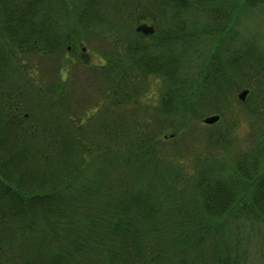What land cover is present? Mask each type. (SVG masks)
Returning a JSON list of instances; mask_svg holds the SVG:
<instances>
[{
	"label": "trees",
	"instance_id": "obj_1",
	"mask_svg": "<svg viewBox=\"0 0 264 264\" xmlns=\"http://www.w3.org/2000/svg\"><path fill=\"white\" fill-rule=\"evenodd\" d=\"M255 8L264 0H0V264H264L261 125L241 151L219 127L190 167L159 136L241 88L263 117L264 54L222 44ZM144 21L154 34L134 29ZM90 34L124 44L99 68L92 115L65 107L63 80L44 91L35 78L37 59L57 74L66 46ZM150 74L167 89L157 132L138 111Z\"/></svg>",
	"mask_w": 264,
	"mask_h": 264
},
{
	"label": "rangeland",
	"instance_id": "obj_2",
	"mask_svg": "<svg viewBox=\"0 0 264 264\" xmlns=\"http://www.w3.org/2000/svg\"><path fill=\"white\" fill-rule=\"evenodd\" d=\"M142 23L153 25L151 21H144L135 26L133 25L134 29ZM194 24H191L193 28L195 27ZM103 28L100 27V29ZM103 30H106V27ZM93 32H96V30ZM152 38L148 36L151 45L153 44ZM223 39V46H227L228 43V46L238 47L245 41L255 42L257 51L264 54V11L259 8L241 10L235 21L234 35H227V38L223 37ZM207 45L205 39H200L198 44L195 45L196 47L193 46V48L195 47L194 50L203 53L204 47ZM122 51H124V44L115 41L110 34L108 38L99 34H90L85 37L84 43H79L76 47L66 46V53L62 55L60 61H68V63L57 74L56 70L52 71L50 67V60H52L50 57L37 59V63L41 62V65L40 71L35 74V78L37 80L41 78L45 81L42 86L39 83V87L44 88V91H49L45 84L46 81L51 82L55 77L63 80L65 107L71 104L73 105L72 108L78 112L88 109L87 111L92 115L97 112L93 107L95 105L94 101L101 104L106 93L99 68L109 66L111 58L117 57L118 53ZM133 74L135 75V71H133ZM198 74L190 76L196 77ZM138 82L140 88L138 111L140 112L141 122L144 125L148 124L151 130L154 129L157 132L156 128L160 124V119L156 116V110L161 106L162 97L167 91L166 83L156 74H150L147 78H142V81ZM243 90L244 88L236 90L230 98L222 100L221 112L213 113L208 110L209 108L205 110L206 107H203L204 104H202L197 106V110L192 113L189 112L187 116L177 115L168 119L172 128L159 131L160 138L166 141V145L164 144L166 152L176 157L181 156L184 163L190 167L195 156L209 151L206 138L219 127L231 131L236 151L245 150L253 145L255 142L254 135L260 125L263 129L261 131H264V111L262 118L258 113L250 114L249 109L254 102L252 103L248 98L249 94H247L244 101H240L238 94ZM245 101L247 103H243ZM214 114L220 115L216 128H214V124L203 123L206 116Z\"/></svg>",
	"mask_w": 264,
	"mask_h": 264
},
{
	"label": "water",
	"instance_id": "obj_3",
	"mask_svg": "<svg viewBox=\"0 0 264 264\" xmlns=\"http://www.w3.org/2000/svg\"><path fill=\"white\" fill-rule=\"evenodd\" d=\"M136 30L138 32H142L143 34L147 35V34H153L154 31H155V28L153 25H148V24H145V23H142L140 25H138L136 27ZM248 89H244L243 91H241L239 94H238V98L241 100V101H244L247 94H248ZM220 120V115L218 114H214V115H209V116H206L204 119H203V123L205 124H214L216 123L217 121Z\"/></svg>",
	"mask_w": 264,
	"mask_h": 264
}]
</instances>
